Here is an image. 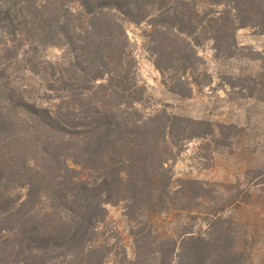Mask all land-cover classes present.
<instances>
[{
  "label": "trees",
  "instance_id": "trees-1",
  "mask_svg": "<svg viewBox=\"0 0 264 264\" xmlns=\"http://www.w3.org/2000/svg\"><path fill=\"white\" fill-rule=\"evenodd\" d=\"M76 1L81 11H72L65 0H42L32 7L36 17L33 29L42 42L58 45L63 39L73 48L80 47L81 54L74 61L76 71L84 75L91 69L94 71L86 79L87 84L76 89L84 101L90 102L81 121L68 124L56 113L30 106L7 83L0 82V234L12 233L11 240L3 242L7 245L0 244V264H105V258L99 257L100 250L91 242L106 212L105 205L112 199L126 201V216L138 221L148 219L153 213L170 211H188L192 215L194 210L190 211L191 208L176 200L199 206V201L205 198L201 192L194 196L188 194L187 186L191 191H202L200 182L174 181L168 167L173 157L168 139H175L176 126H182L186 140L205 137L209 135L206 129L210 131V124L165 113L166 121L162 123L159 121L161 113L145 120L123 116L128 110L138 114L134 106L144 96L127 67L131 61L126 54L125 23L139 24L146 20L142 11L153 0ZM238 1L233 0L232 10L210 18L208 24L199 19L197 12L186 14L183 9L174 8L161 11L154 19L163 23L167 32L162 33L165 37L161 55L160 50L158 52L157 68L164 69L160 62L162 53L170 71L176 68L175 61L180 62L178 70L182 74L172 88L173 93L188 97L193 87L200 88L198 80L190 81L186 76L192 56L185 54L188 51L195 57V49L182 37L192 36L208 25L219 52L222 51L220 44L227 40L226 51L231 53L229 44L234 32L246 27L240 23L243 10ZM13 2L12 6L0 7V21L14 29V36H24L29 30V0ZM18 25H24L23 30H18ZM173 30L184 47L175 48L177 45L168 40ZM229 53L226 57L232 58ZM100 80L106 81L95 85ZM182 84L188 87V94L178 89ZM97 103L103 111L96 108ZM17 118L32 124L34 140L24 146L15 144L20 139L14 124ZM57 134L61 135L60 141L54 139ZM29 151L40 154L45 165H57L70 157L76 165L100 173L102 178L96 186L71 181L67 193L52 180L48 189L51 214L47 216L54 220L48 224L41 222L33 210L36 199L41 197L40 176L21 187L26 189L23 197L9 190L12 179L21 176L25 167L29 170ZM16 158L24 162V169L18 168ZM214 219L220 225L215 226L213 234L206 236L185 230L179 241L160 240V245H166L165 250L153 251L147 241H141L138 246L137 240L139 250L134 259L128 260L125 254L119 264H153V261L155 264H254L249 245L252 237L236 238L220 223V217L215 215ZM61 257L64 260L58 263Z\"/></svg>",
  "mask_w": 264,
  "mask_h": 264
},
{
  "label": "rangeland",
  "instance_id": "rangeland-1",
  "mask_svg": "<svg viewBox=\"0 0 264 264\" xmlns=\"http://www.w3.org/2000/svg\"><path fill=\"white\" fill-rule=\"evenodd\" d=\"M13 1L0 0V7L3 4L12 6ZM184 1L186 5L182 4ZM41 2L29 0V30L24 36H14V29L0 21V82L7 83L30 106L47 109L60 115L68 124H76L86 115L90 103L76 91L77 86L87 84L86 79L94 71L91 69L87 75L76 71L74 61L81 54L80 47L73 48L63 39L58 45L46 44L37 36L33 29L36 17L32 6ZM238 4L243 10L240 23L246 27L234 32L229 44L231 53L226 51L227 40L222 41L219 52L208 25L192 36L182 37L195 49V57L188 51L185 54L192 56L186 76L190 81L200 83V88L193 87L188 97L172 91L182 74L178 70L180 62L175 61L173 66L177 69L170 71L162 53L163 71L156 66L165 37L162 33L166 29L163 23L154 19L161 11L174 8L177 11L183 9L186 14L197 12L199 19L208 24L210 18L232 10L233 0H153L142 11L146 20L139 24L125 23L126 54L131 61L127 67L144 96L135 103L138 114L128 110L123 116L145 120L161 113V123L166 121V115L208 122L210 131L206 129L209 135L205 137L186 140L182 126H176L175 139H168L173 151L168 167L174 181L200 182L203 190L191 191L187 186L188 194L194 196L201 192L205 198L199 201V206L176 200L191 208L190 211L194 210L192 215L188 211H170L153 213L148 219L138 221H131L126 216V201L112 199L105 205L106 212L91 242L100 250L99 257L105 258V264H119L125 254L128 260H133L139 250L137 240L138 246L141 241H147L149 249L158 251L166 248L165 244L160 245V240L179 241L185 230L209 236L215 226L220 225L215 221V215L236 238L240 235L252 237L249 241L252 260L254 264H264V0H239ZM65 5L74 12L81 11L76 0H65ZM17 28L23 30L24 25ZM175 35L173 30L168 40L177 45L175 48L184 47ZM228 53L232 58L226 57ZM105 81H97L95 85ZM178 89L188 94L186 84L178 85ZM95 106L103 111L100 103ZM15 121L20 138L15 144L24 146L27 141H33L32 124H25L22 118ZM54 136L60 141L61 135ZM42 138L45 142V137ZM15 161L19 163V169H24L21 159ZM28 164L29 170L25 167L21 175L25 179L21 176L13 178L9 190L23 197L26 189L21 187L40 176L41 197L36 199L33 210L38 220L47 224L54 220L47 216L51 214L48 189L52 180L67 193L71 181L96 186L102 178L100 173L76 165L70 157L57 165H45L40 154L29 151ZM11 237V232H2L0 244ZM63 260L61 257L57 262Z\"/></svg>",
  "mask_w": 264,
  "mask_h": 264
}]
</instances>
